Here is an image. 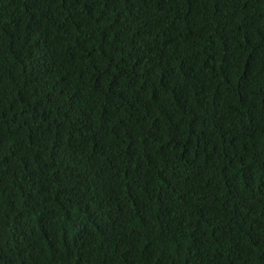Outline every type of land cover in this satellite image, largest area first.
<instances>
[{
    "label": "trees",
    "instance_id": "obj_1",
    "mask_svg": "<svg viewBox=\"0 0 264 264\" xmlns=\"http://www.w3.org/2000/svg\"><path fill=\"white\" fill-rule=\"evenodd\" d=\"M0 264H264V0H0Z\"/></svg>",
    "mask_w": 264,
    "mask_h": 264
}]
</instances>
